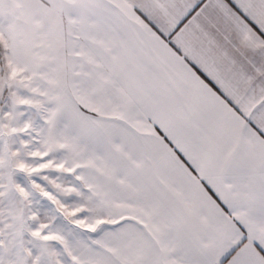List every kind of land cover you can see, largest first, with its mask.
<instances>
[{
    "label": "snow or ice",
    "instance_id": "1",
    "mask_svg": "<svg viewBox=\"0 0 264 264\" xmlns=\"http://www.w3.org/2000/svg\"><path fill=\"white\" fill-rule=\"evenodd\" d=\"M0 264H264V0H0Z\"/></svg>",
    "mask_w": 264,
    "mask_h": 264
}]
</instances>
